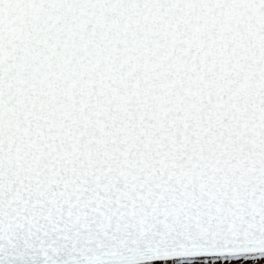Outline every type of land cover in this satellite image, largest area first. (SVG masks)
I'll list each match as a JSON object with an SVG mask.
<instances>
[{"label": "snow or ice", "instance_id": "snow-or-ice-1", "mask_svg": "<svg viewBox=\"0 0 264 264\" xmlns=\"http://www.w3.org/2000/svg\"><path fill=\"white\" fill-rule=\"evenodd\" d=\"M264 259V0H0V264Z\"/></svg>", "mask_w": 264, "mask_h": 264}, {"label": "rangeland", "instance_id": "rangeland-1", "mask_svg": "<svg viewBox=\"0 0 264 264\" xmlns=\"http://www.w3.org/2000/svg\"><path fill=\"white\" fill-rule=\"evenodd\" d=\"M158 264H180V262H161ZM185 264H187V261H185ZM193 264H203V260H195L193 261ZM209 264H211V261H209ZM217 264H220L219 261H217ZM225 264H228V262H225ZM231 264H264V259H260V260H256V261H252V260H239V261H232Z\"/></svg>", "mask_w": 264, "mask_h": 264}, {"label": "water", "instance_id": "water-1", "mask_svg": "<svg viewBox=\"0 0 264 264\" xmlns=\"http://www.w3.org/2000/svg\"><path fill=\"white\" fill-rule=\"evenodd\" d=\"M157 261H160V260H156V261H152V262H157Z\"/></svg>", "mask_w": 264, "mask_h": 264}]
</instances>
